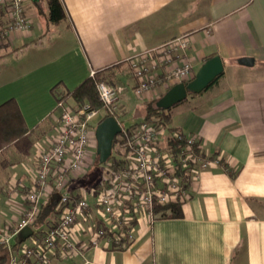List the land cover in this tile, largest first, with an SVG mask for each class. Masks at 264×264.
I'll return each mask as SVG.
<instances>
[{
	"label": "crops",
	"instance_id": "0c3cea01",
	"mask_svg": "<svg viewBox=\"0 0 264 264\" xmlns=\"http://www.w3.org/2000/svg\"><path fill=\"white\" fill-rule=\"evenodd\" d=\"M60 2L64 18L52 26L43 8L24 2L30 27L0 43V105L14 100L28 129L0 150V228L16 218L6 184L15 182L21 193L28 188L32 146L54 134L52 87L61 83L71 91L90 70L107 68L114 85L133 90L127 59L187 33L189 45L178 54L193 73L211 55L221 58L223 73L205 92L185 99L169 126L194 137L206 155H219V164L190 183L181 217L141 226L126 249L99 244L50 264H264V0ZM4 22L0 12V27ZM242 57L253 65H240ZM166 90L160 86L156 98ZM128 98L120 91L118 105L126 111ZM32 230L23 229L16 240L29 241Z\"/></svg>",
	"mask_w": 264,
	"mask_h": 264
},
{
	"label": "built area",
	"instance_id": "2783aa9c",
	"mask_svg": "<svg viewBox=\"0 0 264 264\" xmlns=\"http://www.w3.org/2000/svg\"><path fill=\"white\" fill-rule=\"evenodd\" d=\"M25 0H0L5 22L0 27V43L11 34L27 30L31 17ZM187 33L127 59L136 81L134 93L141 98H156L159 87L168 88L193 78L190 62L178 54L189 45ZM159 70H162L160 73ZM90 70L89 76H94ZM162 76V77H161ZM100 102L115 109L120 89L105 81L96 83ZM58 117L54 134L47 143L36 145L30 185L23 192L11 181L7 194L16 218L0 228V248L11 249V239L37 220L40 204L57 193L56 215L40 233L22 241L18 254L9 264H50L55 257H70L88 247L123 250L135 241L136 230L164 218L156 206L182 204L189 198L188 186L201 170L215 167L219 155H206L196 139L181 132L161 135L153 121L141 120L133 128L121 126L115 151L116 160H107L99 186L68 192L72 181L89 172L95 162L94 127L102 114L87 102H57ZM178 144L172 153L169 140ZM11 203V205H12ZM85 239H84V238Z\"/></svg>",
	"mask_w": 264,
	"mask_h": 264
},
{
	"label": "trees",
	"instance_id": "16d2710c",
	"mask_svg": "<svg viewBox=\"0 0 264 264\" xmlns=\"http://www.w3.org/2000/svg\"><path fill=\"white\" fill-rule=\"evenodd\" d=\"M34 3L36 6L40 7L41 9L43 8V10L46 11L45 13H47V15H45V17L48 23L56 24L63 20L64 11L60 0H38ZM211 57L212 55L207 57V59ZM235 61L236 60H232V62ZM105 70H107V68L95 71L93 77L88 76L71 91H67L62 88L63 86L61 83H56L52 87L51 91L53 92V95L55 96L57 102L68 99L74 103L87 102L91 108L103 112L100 120L108 116H113L118 121V118L124 115L126 113V110L119 105H117L115 109H108L104 107V105L100 102L96 91V83L99 81H105L106 83L113 85V82L104 74ZM218 78L219 77H217L208 87H210ZM195 95L197 94L189 93L187 97H192ZM187 97L185 99H187ZM156 99L157 98H147L141 101V110L143 111L142 120L153 121L154 125L158 128L167 127L168 132H180L176 128H172L169 126L171 116L169 114L168 109L162 110L155 107L154 104ZM134 125L136 124L127 127V129L134 127ZM27 132L28 129L24 125L22 116L14 100L9 99L2 103L0 105V150L8 147L15 140L22 138L24 135H26ZM117 137L118 135H116L113 139L112 153L108 161L112 160L114 162H117L115 151ZM169 144V148L172 149V153H175V151H177L178 144L171 139L169 140ZM97 164L98 160L96 156L95 162L90 168L89 172L70 183L68 192L71 194V196L76 195V191L78 188H85L90 190L91 188H97L99 186L98 182L102 173H99L98 175L95 174ZM56 198L57 193L53 192L52 195L45 202L43 201L40 204V212L38 214L37 220L31 226V228L33 229L32 232L34 234L40 233V231H42V229H44L46 225L48 226L50 224V219H53L55 217L57 211ZM180 206L181 204L179 203L167 204L164 206H156L155 211L160 212L162 217H181ZM167 211L170 212L168 213ZM22 241L16 240L15 236L11 239L10 250L4 247L0 248V264H9L11 255L18 254Z\"/></svg>",
	"mask_w": 264,
	"mask_h": 264
},
{
	"label": "water",
	"instance_id": "95a60500",
	"mask_svg": "<svg viewBox=\"0 0 264 264\" xmlns=\"http://www.w3.org/2000/svg\"><path fill=\"white\" fill-rule=\"evenodd\" d=\"M37 2L38 0H30ZM237 62L242 66H252L251 57L238 58ZM223 73V62L218 55L205 60L188 82H180L170 86L155 101V107L166 110L182 102L189 93L199 94ZM121 132V125L113 116L105 117L94 127L96 141L95 153L98 163H105L112 153V143L116 135Z\"/></svg>",
	"mask_w": 264,
	"mask_h": 264
},
{
	"label": "rangeland",
	"instance_id": "374dc122",
	"mask_svg": "<svg viewBox=\"0 0 264 264\" xmlns=\"http://www.w3.org/2000/svg\"><path fill=\"white\" fill-rule=\"evenodd\" d=\"M25 2H26V4H31V1L30 0H28V1L25 0ZM45 12L46 11H44V13ZM45 15H47V13H45ZM48 25H51V23H48ZM48 27H50V26H48ZM116 85H117V83H115L114 86L120 88V91L123 90L124 93L127 92V95L129 96V98L127 99V101L126 102H123L124 106L127 107V111H126V113L124 115H122V116H120L118 118L119 124L122 127H124V128L129 127V126H131L133 124H138L141 121V119L143 118V116L140 113L142 111L141 110V101H142V98L136 96L133 93V90L131 88L132 87L131 85H129L128 87H125V88L123 86H120L119 84L117 86ZM206 90L207 89H205V91ZM205 91H203V92H205ZM190 98H191V96L187 97L186 100L188 101V100H190ZM185 103H187V102L184 100L181 103H179L177 105H174L173 107L169 108L168 111H169L170 116L173 117L175 111L185 108L186 107V104ZM102 113H103L102 111H99V114H102ZM167 129H168L167 127L161 129L160 134L161 135L166 134L168 132ZM51 136L52 135H48V133H46V134L43 135V137H41L40 139H37L36 140L37 142H35V144H38V146H40V144H42V143H47V140H49ZM32 148H33V151L32 152H33V154H35L36 145H33ZM24 161H27V160H24ZM20 163H16L15 165H20ZM13 168L14 167L10 166V169L9 170L12 171ZM18 168H20V166ZM104 168H105L104 163H98L97 164V167H96L95 174L98 175L99 173H102V170ZM6 186H9V184H6ZM0 197H2V195H0Z\"/></svg>",
	"mask_w": 264,
	"mask_h": 264
}]
</instances>
